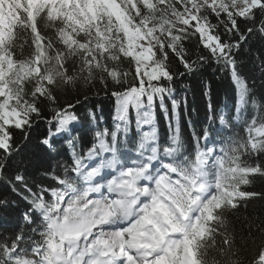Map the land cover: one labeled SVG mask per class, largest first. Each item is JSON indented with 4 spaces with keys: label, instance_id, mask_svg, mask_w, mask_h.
I'll use <instances>...</instances> for the list:
<instances>
[{
    "label": "snow or ice",
    "instance_id": "obj_1",
    "mask_svg": "<svg viewBox=\"0 0 264 264\" xmlns=\"http://www.w3.org/2000/svg\"><path fill=\"white\" fill-rule=\"evenodd\" d=\"M253 38L260 47L245 51L264 71V0H0V212L15 210L13 197L26 205L0 232V264H264V226L238 235L227 219L241 201H264V189L242 190L264 182V104L217 117L204 84L221 127L173 158L188 95L172 85L210 59L240 77ZM101 91L119 123L85 142L80 109ZM157 103L170 159L153 163L152 147L138 162L157 140ZM130 105L143 110L137 127L151 126L138 144ZM83 119L100 128L96 106Z\"/></svg>",
    "mask_w": 264,
    "mask_h": 264
},
{
    "label": "trees",
    "instance_id": "obj_2",
    "mask_svg": "<svg viewBox=\"0 0 264 264\" xmlns=\"http://www.w3.org/2000/svg\"><path fill=\"white\" fill-rule=\"evenodd\" d=\"M249 45L253 53L260 47L255 38L250 40L248 45L242 47L239 54V59L242 61L240 77L233 79L226 70H222L214 60L210 59L208 64L202 66L196 74L181 77L172 85L177 99L182 100L185 93L188 95L187 109L183 105L181 106L180 112L173 124V128L179 131L181 145V152L174 154L173 157L190 154L195 147L193 136L199 135L205 126L211 125V129L213 130L221 127L218 122L213 124L209 119L211 114L208 111V102L204 96V84L211 86L212 106L217 117L220 116V112H223L226 114L225 117L231 119L235 114L240 113L241 110H243L244 114H251L253 105L250 101H254L257 108L261 104H264V71L260 69L259 62L253 58L252 53L245 51ZM262 58H264V55H262ZM236 80L242 82L241 94H236L235 92ZM245 80H247V84L244 83ZM90 95L91 99L88 104L80 109L83 122L79 131L85 142L94 139L95 131H103L105 126L110 130H115L116 123H119V121L114 119L116 105L112 98L105 96L102 91L99 96ZM167 103L170 107V102ZM92 106H96L97 116L101 119L99 129H96L95 122L83 119L87 108ZM138 112L142 119L143 110H137L134 105L129 106V136L132 137L135 144L139 143L143 132L151 131L150 125L141 124L139 128L137 127L136 119ZM169 116H171L170 112ZM152 118L155 121L157 140L146 145L145 149L141 150L142 152H149L153 146H158L161 150L171 144L170 131L172 129H170L165 114L160 110L158 103L152 110ZM236 119L239 120L240 117L237 115ZM189 121H191V126ZM233 127L235 128L236 125L233 124ZM43 130V126H41L40 131ZM213 137L219 138L216 136L215 131H213ZM218 146L215 145L217 148ZM57 148L59 155L56 158L61 161L67 159L66 145L58 142ZM262 189H264V182L258 179L251 185L242 186V190L247 192H260ZM13 198L16 200V203L12 205V209L15 210L0 212V232L13 229L19 219L18 213L22 212L26 206L23 200H20L18 197ZM227 219L230 225L235 228L238 235L247 234L249 225L255 231L256 228L264 226V201L258 197L241 201L238 208L228 212Z\"/></svg>",
    "mask_w": 264,
    "mask_h": 264
},
{
    "label": "rangeland",
    "instance_id": "obj_3",
    "mask_svg": "<svg viewBox=\"0 0 264 264\" xmlns=\"http://www.w3.org/2000/svg\"><path fill=\"white\" fill-rule=\"evenodd\" d=\"M236 85H237V94H241V92H242V82H239V81L236 80ZM139 162H143V161H139ZM164 162H166V159L164 160Z\"/></svg>",
    "mask_w": 264,
    "mask_h": 264
}]
</instances>
